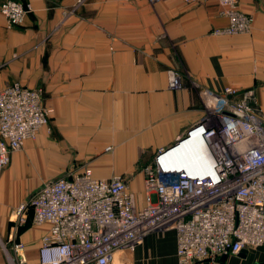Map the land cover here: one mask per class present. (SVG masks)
<instances>
[{
    "label": "crops",
    "instance_id": "obj_1",
    "mask_svg": "<svg viewBox=\"0 0 264 264\" xmlns=\"http://www.w3.org/2000/svg\"><path fill=\"white\" fill-rule=\"evenodd\" d=\"M20 1L32 7L22 24L7 27L0 13V88L41 87L50 130L26 140L0 171V264L14 241L26 252L39 246L46 225L14 212L48 179L89 166L96 178L122 177L143 204L142 168L203 117L198 90H251L264 119V0L241 1L253 21L238 34L213 32L228 23L215 0ZM252 253L215 264L264 260L252 262ZM115 257L177 264L174 232L150 233Z\"/></svg>",
    "mask_w": 264,
    "mask_h": 264
},
{
    "label": "built area",
    "instance_id": "obj_2",
    "mask_svg": "<svg viewBox=\"0 0 264 264\" xmlns=\"http://www.w3.org/2000/svg\"><path fill=\"white\" fill-rule=\"evenodd\" d=\"M194 2L196 0H181ZM228 23L215 34L247 33L252 16L242 0H215ZM20 0L0 2L7 27L31 11ZM172 71L169 87H180ZM203 117L176 144L160 150L142 168L143 204L120 176L96 178L89 166L44 181L15 210L46 225L35 264H111L119 251H133L145 236L172 230L177 264H214L221 256L264 244V119L249 103L251 90L226 86L198 90ZM43 89L13 82L0 88V171L11 154L39 131L50 130ZM196 143L198 161L188 166L176 154ZM5 264H28L24 245Z\"/></svg>",
    "mask_w": 264,
    "mask_h": 264
},
{
    "label": "rangeland",
    "instance_id": "obj_3",
    "mask_svg": "<svg viewBox=\"0 0 264 264\" xmlns=\"http://www.w3.org/2000/svg\"><path fill=\"white\" fill-rule=\"evenodd\" d=\"M189 150V151H188ZM195 155V156H194ZM176 156H181L182 158L179 160L180 163H183V164H189L190 165L192 163H196L198 161V158H197V155H196V151H193L191 150V147H185L184 149L180 150L179 152H177L176 154H174V157ZM194 158V159H193ZM196 158V159H195ZM25 249V248H24ZM37 249L38 247L34 250L32 249L31 251H25L26 253V258H27V262L28 263H31L32 260H35L36 259V256H37ZM250 251H252L253 253L252 254H256V256L252 257V262L258 258L259 260L261 259H264V244L261 245V246H258V247H251L249 249ZM125 251V250H123ZM127 251V250H126ZM129 252V251H127ZM15 252L13 251L12 247L10 248H7L5 250V255H6V259H7V256L10 255L12 257H15ZM228 255H232V254H228ZM258 255V256H257ZM219 260V259H218ZM217 260V261H218ZM251 260V259H250ZM111 264H128V263H125V261H122V262H119L117 261L116 257L115 259L112 261ZM215 264V263H214ZM253 264H256L255 262H253Z\"/></svg>",
    "mask_w": 264,
    "mask_h": 264
},
{
    "label": "bare ground",
    "instance_id": "obj_4",
    "mask_svg": "<svg viewBox=\"0 0 264 264\" xmlns=\"http://www.w3.org/2000/svg\"><path fill=\"white\" fill-rule=\"evenodd\" d=\"M186 147H191V150H193V151H196V143H194V142H191V143H189ZM185 148V147H184ZM183 148V149H184ZM182 150V149H181ZM189 151V150H188ZM174 155V154H173ZM195 156V155H194ZM182 157L181 156H176V159H177V161L179 162V160L181 159ZM183 159V158H182ZM194 159V158H193ZM196 159V158H195ZM197 163V162H196ZM196 163H192L191 165H190V163L189 164H187L188 166H195L196 165Z\"/></svg>",
    "mask_w": 264,
    "mask_h": 264
},
{
    "label": "water",
    "instance_id": "obj_5",
    "mask_svg": "<svg viewBox=\"0 0 264 264\" xmlns=\"http://www.w3.org/2000/svg\"><path fill=\"white\" fill-rule=\"evenodd\" d=\"M181 138H182V137H181ZM177 141H178V140H177ZM177 141H176L174 144H176ZM174 144H172V145H174ZM172 145L168 146L167 148L171 147ZM165 149H166V148H165ZM241 252H246V250L243 249ZM241 252H240V253H241ZM224 258H225V256H221V257H220V260H223ZM257 264H264V260L261 261V262H259V263H257Z\"/></svg>",
    "mask_w": 264,
    "mask_h": 264
},
{
    "label": "trees",
    "instance_id": "obj_6",
    "mask_svg": "<svg viewBox=\"0 0 264 264\" xmlns=\"http://www.w3.org/2000/svg\"><path fill=\"white\" fill-rule=\"evenodd\" d=\"M248 101H249L250 105L257 111L258 109H257V106L255 105V103L253 102V97H250L248 99Z\"/></svg>",
    "mask_w": 264,
    "mask_h": 264
}]
</instances>
